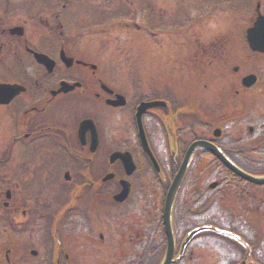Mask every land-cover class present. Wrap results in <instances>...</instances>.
<instances>
[{"label": "flooded vegetation", "instance_id": "obj_1", "mask_svg": "<svg viewBox=\"0 0 264 264\" xmlns=\"http://www.w3.org/2000/svg\"><path fill=\"white\" fill-rule=\"evenodd\" d=\"M90 1L108 4L110 0ZM79 3L0 0V264H144L145 259L158 256L159 244L166 240L165 194L186 150L196 140L215 145L248 173L264 172V53L246 51L263 59L245 70L238 64L232 67L237 84L234 92L229 89L232 98L224 105L222 100L206 105L207 82L201 77L177 93H166L158 85L152 94L134 97L97 76L96 66L81 53L79 17L74 11ZM253 4L243 23L245 35L248 28H254L258 15L264 14L262 1ZM260 33L264 36V27ZM238 45L242 52V41ZM217 49H201L194 63L217 62ZM38 54L45 56L44 63ZM201 70L205 71L199 69V74ZM6 84L16 85L19 92H8L2 88ZM117 93L124 96L120 105L108 101L115 100ZM154 100L163 103L144 106ZM137 107L143 109L141 124L148 153L138 136ZM87 118L97 128L94 150L91 130L79 131L80 122ZM122 118L127 124L121 123ZM113 124L123 133L119 146L128 150L134 140L142 150L144 175L138 172L133 150H128L134 165L130 174L119 161L109 180L104 179L109 171L103 174L105 169H92L94 162L104 163L111 153L107 128ZM151 156L158 165L152 164ZM142 176L145 180L140 183ZM123 179L129 183L126 194L122 193ZM110 184L114 187L109 191ZM256 189L264 194V186L231 172L209 151L194 150L173 206L176 245L183 229L191 225L176 224L177 213L194 207V213H206L214 207L220 213L218 222L232 223L227 228L251 246L247 264H264V229L259 236L250 219H227L232 211L252 215ZM49 192H59L73 204L60 215L67 205L56 204ZM189 245L188 260L195 254ZM244 251L235 245V262Z\"/></svg>", "mask_w": 264, "mask_h": 264}, {"label": "rangeland", "instance_id": "obj_2", "mask_svg": "<svg viewBox=\"0 0 264 264\" xmlns=\"http://www.w3.org/2000/svg\"><path fill=\"white\" fill-rule=\"evenodd\" d=\"M144 1L150 2L151 0ZM262 1L264 2V0ZM210 2H212L211 7L214 9L213 12L219 13L217 15H212L215 17V19L211 16L207 17L204 14H201L204 11L205 3H209L206 2V0H153L154 4L149 15L153 16L154 20L159 21L162 26H164V23L168 24V26H174L173 28L178 31L176 35L173 33L174 29H167L164 26L159 29V31L164 32H162L160 36H153L154 39H151L149 36L146 38L142 32H136L134 37L128 34V40L133 44L132 47L130 46V43L119 46V43H124L122 30L120 29L119 25L111 26L109 23H106L104 25L90 27L89 30H86L87 27L84 28V30H82V32H84L82 37H84L85 40H81V44H90L94 46L100 43L102 45L100 48H93L92 53H94L95 50L99 51L101 58L106 62L105 65H103L100 69L103 71V74H105L106 77L109 76V79H104H106L108 82H114L116 87L120 86L122 89H124L123 87L130 84V81H141L145 78H149V81H152V78L155 76L153 74H156L157 76L162 77L161 83L163 86L160 83V87L162 90H165L166 93H177V90L181 88V83L189 87L188 84L182 82L181 77L183 75H179L177 71L172 70V61L174 59L181 61V57H187L188 55L193 56V54H195L199 48L202 50H208L218 46V48H221L220 50H225L229 55L225 65L228 67V70L230 69L231 71L232 67L236 64H238L241 69L245 70L250 64L255 65V61L263 59L262 57H257L251 53L246 54L244 50L242 52L239 51L238 43L239 40H241V35L236 34V28H240L242 23L248 19V16L252 12L251 8L252 6H255V4H253L255 0H253L247 11H245V9H247L248 4L243 0H218L219 5L216 9L214 8V5L217 2ZM234 2L236 3L234 4ZM120 6L121 5L117 0H113L112 3L109 2L107 4L106 10L111 12L113 10L119 9ZM224 7H227L229 10L226 12L224 10L222 11L221 8ZM105 16H107L106 11ZM99 18L100 15L98 13L92 14L93 20H98ZM186 18H189L188 21L192 22V32L188 31L189 27H186V31L183 30V27H185ZM165 19L169 20V22H164ZM241 19H243V21H241ZM122 21L130 22L132 20L128 19ZM134 21H137L138 23L140 22L137 17L134 19ZM168 31L172 34V36L167 34ZM153 32H155V30ZM189 33L192 34L189 35ZM232 33L234 35H232ZM187 37L189 38L187 39ZM156 38L157 40H155ZM190 40L191 46H189ZM126 45L129 47L127 48ZM133 50H136L135 54H131ZM245 57L247 60H245ZM132 59L137 61L131 63L130 61ZM174 68L177 69V66H174ZM165 71L167 73H165ZM99 73L100 75H103L101 72ZM185 76L189 77L188 75ZM215 81V79H211L210 77L207 79L209 86L208 92L212 93V95L208 93L209 98L206 101V105L212 102L213 104L218 103V101L210 99L217 95L218 90L214 87ZM180 90L183 91V89ZM221 95L223 96L221 101L223 105L230 102L229 91L227 93L222 92ZM208 113H210V111H208ZM208 118L209 121L212 122H216L218 120L217 118ZM111 132H114L113 128L111 129ZM115 132L118 133L117 130ZM103 165L104 163L97 164L94 162L92 164V169L98 168V171L102 170ZM112 171H114V168ZM144 180L145 176H142L139 179L140 183L144 182ZM99 188L100 187L96 188V191H98ZM194 210L195 207L193 208V212ZM207 217L211 216L207 215ZM192 219H194L193 216ZM249 219L255 224L256 232L260 236V230L264 222L263 219L257 214L250 215ZM213 237L220 238L222 240L220 244L224 242V246H221L220 248L221 251L226 250L229 253V255L226 257V260L228 261L224 263L231 262V252L234 250L235 245L225 241L228 239L214 235L211 236V238ZM213 244L217 243L213 242ZM210 247L212 246H208L207 243L202 245L203 249ZM199 251H201V249ZM196 254L197 252L194 254V257ZM208 254L210 253L205 252L204 256ZM202 260L203 261L194 259L191 261V264H214L215 262L213 257H209L208 259L207 257H204ZM217 261H221V259L219 258Z\"/></svg>", "mask_w": 264, "mask_h": 264}, {"label": "water", "instance_id": "obj_3", "mask_svg": "<svg viewBox=\"0 0 264 264\" xmlns=\"http://www.w3.org/2000/svg\"><path fill=\"white\" fill-rule=\"evenodd\" d=\"M261 19H264V18H261ZM254 37L258 38L257 34ZM252 42H253V45H257L255 40H253ZM259 44H263V43L259 42ZM197 144L204 146V143H197ZM207 148L209 150H211L213 153H215V155H217L224 162V164L227 165L233 171L242 174L244 177H246V178H248V179H250L252 181H255V182H258V183L264 182V179L254 178V177H251V176L246 175L243 172L239 171L238 168L235 167V165H233L229 160H227L214 147L208 146ZM188 155H189V153H187L186 157L184 158V160H183V162H182V164L180 166V169H179L177 175L175 176V178H174V180H173V182H172V184H171V186L169 188L167 196H166L165 207H164V224H165V228H166V235H167V238H168V243H167L166 254H165L164 260L162 261V264H169L170 263L172 255H173V251H174V249H173V245H174L173 244V236H172V230H171V225H170L171 205H172V201H173L174 195L176 193L177 187H178V185L180 183V180L182 179L184 170L186 168ZM116 159H120L124 163V165L126 167V170L128 172H130L132 170L133 165H132L131 158H130L129 154L123 153V152H114V153L111 154L110 160L114 161ZM199 230H200V228L191 231L188 234L186 241L192 235H194L196 232H198Z\"/></svg>", "mask_w": 264, "mask_h": 264}, {"label": "trees", "instance_id": "obj_4", "mask_svg": "<svg viewBox=\"0 0 264 264\" xmlns=\"http://www.w3.org/2000/svg\"><path fill=\"white\" fill-rule=\"evenodd\" d=\"M181 259H182V258H181ZM181 259H179L176 263H177V264H181V263L184 261V260L182 261ZM180 260H181V261H180ZM176 263H175V264H176Z\"/></svg>", "mask_w": 264, "mask_h": 264}]
</instances>
